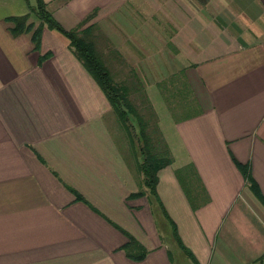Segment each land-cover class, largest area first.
<instances>
[{"label":"crops","instance_id":"0c3cea01","mask_svg":"<svg viewBox=\"0 0 264 264\" xmlns=\"http://www.w3.org/2000/svg\"><path fill=\"white\" fill-rule=\"evenodd\" d=\"M44 1L66 29L96 10L86 26L105 35L116 79H139L148 96L164 80L182 89L175 124L187 156L159 170L157 191L199 264H264V204L238 165H249L264 196V0ZM35 7L0 0V264H175L159 204L130 197L142 188L136 152L122 129L133 164L68 39L45 25L38 50L31 32L13 34L11 17L39 24ZM107 24L148 54L128 48L121 65ZM188 163L209 196L196 209L175 172ZM110 220L149 249L145 259L127 256L128 238Z\"/></svg>","mask_w":264,"mask_h":264},{"label":"trees","instance_id":"16d2710c","mask_svg":"<svg viewBox=\"0 0 264 264\" xmlns=\"http://www.w3.org/2000/svg\"><path fill=\"white\" fill-rule=\"evenodd\" d=\"M34 10L40 18L39 24L36 26L34 22H28L30 14L11 17L10 20L14 23V27L12 28L13 34L19 35L31 32L33 43L38 50L41 47V37L45 25L51 30L58 31L68 39L69 47L74 55L81 61L104 91L112 106V110L121 123V128L126 133L130 145L136 152L137 169L142 177V188L131 194L130 197L139 198L146 196L150 203H158L163 210L165 219L173 229V239L176 240L180 248L195 264H199L194 253L182 241L178 232V226L167 212L157 191L158 172L161 168L171 164L173 159L156 147V137L151 130V122L153 117H155V112L152 114V107L147 106L150 104V100L147 97L148 95L145 94V90L139 84V79L124 81L114 77L113 69L100 45L101 38L105 35L97 23L86 26L97 14L96 10L92 11L83 21L71 29L64 28L53 17L47 10L44 0H37V7ZM47 56L48 54L41 56L40 62L42 63ZM167 83L168 81L164 80L158 82L157 85L167 104L171 105L169 107L175 113L179 109V106L184 107V104L177 103V99L175 98L182 89L174 85L170 87ZM143 102L146 104V107H144ZM146 110L150 114V117H147ZM238 165L249 181L254 194L264 204V196L257 182L251 176L249 165ZM175 172L194 209L197 208V202L205 203L209 200L206 189L201 187V178L193 163H189L183 169H176ZM198 184L201 187V192L197 191L195 193ZM71 189L75 192L78 199H84L74 188L71 187ZM110 221L128 238L127 243L122 247L127 256L137 261L145 259L149 253V249L128 230L114 221Z\"/></svg>","mask_w":264,"mask_h":264},{"label":"rangeland","instance_id":"374dc122","mask_svg":"<svg viewBox=\"0 0 264 264\" xmlns=\"http://www.w3.org/2000/svg\"><path fill=\"white\" fill-rule=\"evenodd\" d=\"M154 23L158 25L160 24V21L153 22V24ZM161 23H162L161 25L162 28H158V30H162V32L165 33L167 29L164 26V21H162ZM104 26H105V23H104ZM120 30L121 31L120 33L118 32L119 33L118 35H114L112 33V29L109 28L107 24V31L109 32L111 36L115 38V41H114L115 45H118L121 49V55H122L121 65L125 64V62L128 60L126 58V54H127L126 50H128V48H131V49L133 48L136 50L140 48L141 46L143 47V53L145 55L148 54V51L150 50L149 49L150 46L148 44L138 43L140 42L138 40H136L135 42L134 37L131 35L130 36L128 35V31L126 30V28L121 26ZM170 31L171 29L168 28V34ZM116 38H118V40ZM106 57H107L106 58L107 61H109L113 69V62L111 59V54L107 53ZM115 71H122V70L119 69L118 67H115ZM125 72L127 71H122V73H125ZM137 73H140V71H137ZM141 78L143 80L142 74H141ZM148 93H149V96L151 95V98L147 96L150 100L151 105L147 103L148 104L147 106L152 107L151 108L152 114H154L155 112V117H153L152 122H151V130L153 131V134L156 137V147H158L159 150H162L163 153H167L168 156L173 159V161L184 160L187 155H186V152L184 151V148L181 145L180 137L177 134L176 124H175L176 119L178 115L180 114L177 115V112L174 113L173 109L169 107L171 105L169 103L167 104L163 95H161L160 89L157 85L152 86L150 90L148 91ZM143 104H144V107H146V104L144 102ZM146 115L147 117H150V114H148L147 110H146ZM106 120L109 125V128L115 135L116 139L120 141L121 148L123 149V151L129 158V160L133 164H135V158H134L133 152L131 151L128 139L125 133L123 132L121 128V123L119 122V120H117V117L113 110L109 115L106 116ZM188 164L178 167L176 169H181V168L183 169V167L187 166ZM158 207L161 208L160 205H158ZM165 218L166 217L163 213L162 208L161 210L158 209V212L156 213L157 224L159 225V227L160 225H162V227L168 228L169 247H170V251L173 256L175 264H194L192 259L181 248L177 246L172 236L173 229Z\"/></svg>","mask_w":264,"mask_h":264}]
</instances>
